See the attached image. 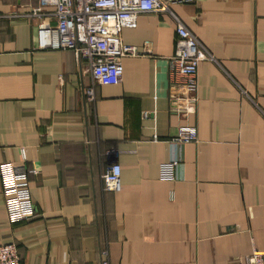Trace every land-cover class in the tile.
Here are the masks:
<instances>
[{"label": "crops", "instance_id": "1", "mask_svg": "<svg viewBox=\"0 0 264 264\" xmlns=\"http://www.w3.org/2000/svg\"><path fill=\"white\" fill-rule=\"evenodd\" d=\"M38 4L0 0V162L34 169L36 212L10 224L0 187V244L16 243L22 264H98L100 245L110 264H246L264 251V0L171 5L214 58L198 65L187 116L169 110L167 12L122 29L145 52L123 57L120 81L103 85L72 50L39 46ZM181 124L197 141L175 148L179 178L160 180ZM110 162L118 192L101 178Z\"/></svg>", "mask_w": 264, "mask_h": 264}, {"label": "built area", "instance_id": "2", "mask_svg": "<svg viewBox=\"0 0 264 264\" xmlns=\"http://www.w3.org/2000/svg\"><path fill=\"white\" fill-rule=\"evenodd\" d=\"M190 0H39L31 14L43 16L38 24L39 46L50 49L72 50L78 63L84 62L86 71L97 84H116L123 73L121 59L144 53L133 44L123 42V28L136 26L138 14L149 11L167 12L175 22L174 52L169 59V110L187 116L196 112L198 65L202 60L214 59L206 45L172 11L171 5ZM52 10L47 11L46 8ZM52 16L54 23L46 21ZM93 96L92 86L84 91ZM143 117L147 112H143ZM154 139H157L154 136ZM170 157L159 165V179L173 181L179 178L180 158L177 145L197 141V128L181 124L169 138ZM34 169L17 166L11 161L0 162V187L7 220L10 224L36 216L29 173ZM121 167L110 162L101 178L104 189L118 192L122 188ZM98 264H110L108 249L99 246ZM0 264H22L16 243L0 244ZM246 264H264V251L253 249Z\"/></svg>", "mask_w": 264, "mask_h": 264}]
</instances>
